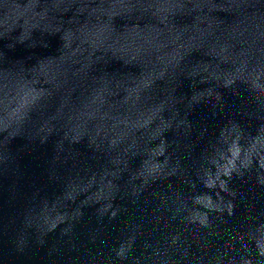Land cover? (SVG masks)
<instances>
[{
    "label": "water",
    "instance_id": "water-1",
    "mask_svg": "<svg viewBox=\"0 0 264 264\" xmlns=\"http://www.w3.org/2000/svg\"><path fill=\"white\" fill-rule=\"evenodd\" d=\"M0 264H264V0H0Z\"/></svg>",
    "mask_w": 264,
    "mask_h": 264
}]
</instances>
